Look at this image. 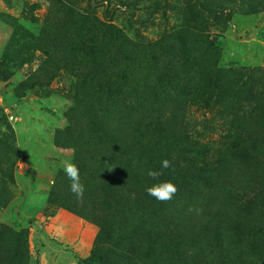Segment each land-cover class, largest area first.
<instances>
[{"label":"rangeland","instance_id":"rangeland-1","mask_svg":"<svg viewBox=\"0 0 264 264\" xmlns=\"http://www.w3.org/2000/svg\"><path fill=\"white\" fill-rule=\"evenodd\" d=\"M186 1L0 0L1 258L21 236L9 264H100L93 255L126 264L133 248L158 249L159 235L180 252L163 251L154 264L204 263L206 255L210 264L219 253L208 217L221 206L215 195L264 190L262 157L225 156L233 113L263 97L264 11L236 10L229 20L200 12L194 34L183 26L193 15ZM134 129L141 143L132 144ZM111 140L137 158L141 182L133 176L115 190L107 180L104 191L112 187L117 200L102 191L96 162L99 141ZM65 159L79 168L82 200L70 193ZM165 180L178 188L170 201L147 195ZM97 195L112 207L107 216L92 210ZM190 209H202V233L189 228Z\"/></svg>","mask_w":264,"mask_h":264},{"label":"trees","instance_id":"trees-1","mask_svg":"<svg viewBox=\"0 0 264 264\" xmlns=\"http://www.w3.org/2000/svg\"><path fill=\"white\" fill-rule=\"evenodd\" d=\"M213 1L215 0H187L184 2V4L186 3L185 5L192 9L193 15L188 17V23L185 22L183 26L189 27L190 31L195 34L193 30H198V25L201 21H198V23L194 22L196 21V17L200 16L202 12H205L208 15L206 18L217 17L219 14H223L225 15V19L229 20L231 15L236 12V10H239L241 13H256L258 11H264V0L245 1L238 9V0H225V4H221L220 6L217 5V7L211 6L214 4ZM188 36L194 40L195 35ZM259 84H262L260 88V95L264 97V82L261 81ZM254 95L255 92L252 89L247 88L244 99L249 101ZM263 97L253 99L254 102L249 105L250 111H244L240 114L241 111L237 108L233 113L230 126L227 128L229 143L225 144V156L231 157L237 155L240 157H250L256 160L259 157H262L264 160ZM225 98L226 104L233 101L230 100L227 95H225ZM134 132V139L131 141L132 144L135 141L141 143V139L135 129ZM114 142V140H111L110 142L99 141L98 143V146L101 148V153H99V156H96V162L101 161L103 165L101 178L103 192H105L104 188L107 180L112 181L115 190H119L120 184L124 181H130L133 184V176L135 178L134 184H141V182L138 181L139 172L137 171L135 165L137 158H132L128 153L123 154L119 152L117 144H114ZM98 146L97 148H99ZM110 158L113 159L115 163L114 166ZM124 177H126L124 180L115 183L116 179ZM106 191L107 192H105V194L107 195L109 192H115L112 187L108 188ZM220 193L222 197L220 196ZM111 196L114 200L119 198L116 192L115 194H111ZM215 198L218 200V203L221 202V206H219V209L216 212L214 211V208H210L208 217L210 224H213L214 226L211 233L214 235L213 237L218 240L219 246H216L219 248V253L218 255H212L210 257V264H257L260 262L264 257V190L255 191L251 196L244 197L240 195H232L229 191H219V193L215 195ZM96 199V201H92V204H96L95 208L92 210L101 209V212L107 216V214L112 210V207L108 206L107 201H103V195H97ZM214 205H216L215 199L214 204L211 206ZM133 216V214L128 213V219L131 222L132 230L135 228L132 224ZM196 216L197 219H194L186 215L189 228L194 230V228L198 227L200 233H202L200 226L203 227V221L201 216H198L197 214ZM174 218H176V216H174ZM144 238L145 235L143 236V239ZM159 238L158 249L148 247L143 248L142 246L133 248L132 251L136 258L128 260L126 264H154L156 258L163 251L168 253L171 252L172 248L177 254L180 252L178 247H174L176 243H171L172 238H170V236L165 237L159 235ZM9 245L12 246L11 251L13 254H11L9 250V256L7 258L0 257V264H6L5 261L9 264L8 261L10 259L14 262L18 261V257L21 254V250L19 248L21 245V236L19 235L14 240V243H10ZM242 247H245L250 251L242 254L240 251ZM153 252L154 255L151 261L145 262L142 260L143 257L150 258L151 253ZM91 258L99 261L100 264H120L116 261L111 262L110 259H108L109 262H107L100 255H93ZM207 258V255L203 256L204 263L201 259L189 258L184 262V264H206V262H208ZM172 260L176 261L175 257L172 258ZM24 263H26V259Z\"/></svg>","mask_w":264,"mask_h":264},{"label":"clouds","instance_id":"clouds-1","mask_svg":"<svg viewBox=\"0 0 264 264\" xmlns=\"http://www.w3.org/2000/svg\"><path fill=\"white\" fill-rule=\"evenodd\" d=\"M171 162L167 159L162 161V168H169ZM62 168L70 181L69 190L75 195L78 200H82L85 192V186L80 179V171L78 166L71 161V159H65L62 161ZM148 177L156 179L163 175L162 171L149 170L147 172ZM178 188L171 180L160 181L146 188L147 195L155 198L157 201L166 203L170 201L177 193ZM195 211L197 215L202 212V209H190Z\"/></svg>","mask_w":264,"mask_h":264}]
</instances>
